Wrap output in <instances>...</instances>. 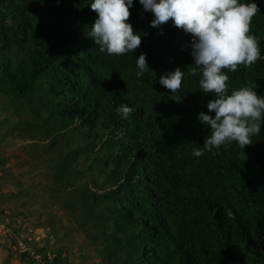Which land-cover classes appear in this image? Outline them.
Wrapping results in <instances>:
<instances>
[{"label":"rangeland","instance_id":"obj_1","mask_svg":"<svg viewBox=\"0 0 264 264\" xmlns=\"http://www.w3.org/2000/svg\"><path fill=\"white\" fill-rule=\"evenodd\" d=\"M52 10V14L50 9L43 12L45 26L61 23L68 6L59 2ZM251 33L257 38L264 34V18L258 14L252 19ZM46 42L42 38L34 44L43 49ZM90 44L95 42L83 31L62 40V61L50 67L56 70L55 83L74 81L88 87L83 65ZM22 61L8 53L0 58V264H20L6 239L10 231L30 238L36 247L64 252L56 264H186L176 245L175 207L167 199L162 219V212L156 217L146 203L133 200L144 194L139 192L141 187L156 191L148 162L126 163L122 157L128 152V141L95 132L89 124L73 119L63 108L68 91H55L47 76L24 88L30 74ZM263 63L261 57L250 67L225 69L230 89L248 85L264 95ZM93 69L103 85L126 89L135 84L133 73ZM143 85L139 93L148 98L151 89ZM199 99L205 110L208 93L201 89ZM150 110L151 119L160 123L161 110ZM199 125L210 135L206 125ZM212 153L227 206L217 216L221 228L208 218L213 230L204 233L202 223L189 220L196 241L204 244L191 255L197 264H264L260 243L264 239V124L244 150L233 142ZM145 219L156 227L155 232L135 228L138 220Z\"/></svg>","mask_w":264,"mask_h":264},{"label":"trees","instance_id":"obj_2","mask_svg":"<svg viewBox=\"0 0 264 264\" xmlns=\"http://www.w3.org/2000/svg\"><path fill=\"white\" fill-rule=\"evenodd\" d=\"M59 2L68 6L67 13L61 18V23L53 22L45 26L43 12L50 9L52 14V6ZM90 2L91 0H0V52L3 55L8 53L19 56L24 59L22 64L29 66V81L24 88H28L32 80L47 76L55 91H68L63 108L72 113L73 119L78 118L81 123L89 124V128L95 132L101 130L105 134H112L114 138L121 137L128 141L125 145L128 152L122 157L126 163L133 159L148 162L150 176L153 178L151 182L156 191L148 192L145 187H141L139 192L144 194L135 195L133 200L137 203L140 199L141 203H146L156 217L158 212H162L164 219L163 208L168 199L179 215L176 245L186 264H197L191 252L204 244L196 241L189 220L195 218L202 223L205 226L202 229L204 233L213 230L208 218L213 219L221 228L223 224L220 225L217 216L219 212L226 210L227 205L213 153L205 151L201 157L192 155L194 148L204 146L207 137L201 131L198 121V115L207 112V108L202 110L200 104V77L199 74L195 77L190 75L188 68L194 63L190 47L192 37L175 27L171 20L158 28H152L150 21L154 18L153 15L143 10L139 0H134L129 9L128 23H131L134 32L142 35L141 45L135 53L109 56L100 52L95 44H90V50L84 53L87 62L83 65L84 74L90 82L88 87L84 88L74 81L60 80L55 83L56 70L50 67L55 61H62V40L74 37L79 31L89 34L91 25L97 18V14L89 6ZM255 2L260 8L258 16L264 18V0ZM42 38L47 41L43 49L34 44L35 40L41 41ZM258 40L261 57H264V34ZM15 44L17 47L14 48ZM139 51L147 54V64L152 71L146 72L142 78H135V84H129L126 89L99 83L101 78H97L93 67H105L111 73L135 74L138 71L135 62ZM176 68L185 71V76L181 89L172 94L160 85L159 79ZM262 73L264 79V63ZM143 83L151 89L148 98L139 93L146 87ZM208 95L210 99L214 98L212 93ZM121 104L132 109L127 119L116 112ZM155 107L162 114L158 124L149 116L152 111L150 109ZM126 172L131 175L128 169ZM134 186L138 187L137 184ZM137 204L136 208L140 205ZM153 217L155 219L154 215ZM148 222L147 219L138 220L135 228L155 232L156 227ZM260 243L264 256V239Z\"/></svg>","mask_w":264,"mask_h":264},{"label":"clouds","instance_id":"obj_3","mask_svg":"<svg viewBox=\"0 0 264 264\" xmlns=\"http://www.w3.org/2000/svg\"><path fill=\"white\" fill-rule=\"evenodd\" d=\"M133 3L134 0H91L89 6L97 18L88 35L100 52L119 56L135 53L141 45V33L134 32L128 23ZM139 4L153 15L152 28L171 20L175 27L191 35L194 63L188 67L190 75L199 74L203 93L214 95L207 103V112L198 115L210 135L202 148L193 149L192 155L201 157L205 151L233 142L243 150L251 145L252 137L261 133L264 124V95H258L248 85L230 90L229 75L224 70L235 72L240 65L250 67L261 59L260 41L251 33L252 19L260 13L255 0H139ZM146 55L136 57L137 79L151 70ZM184 76L185 71L176 68L162 75L159 83L175 94ZM116 112L127 119L132 109L121 104Z\"/></svg>","mask_w":264,"mask_h":264},{"label":"built area","instance_id":"obj_4","mask_svg":"<svg viewBox=\"0 0 264 264\" xmlns=\"http://www.w3.org/2000/svg\"><path fill=\"white\" fill-rule=\"evenodd\" d=\"M6 239L20 264H56L65 256L59 249L36 247L30 238L12 231L6 233Z\"/></svg>","mask_w":264,"mask_h":264}]
</instances>
